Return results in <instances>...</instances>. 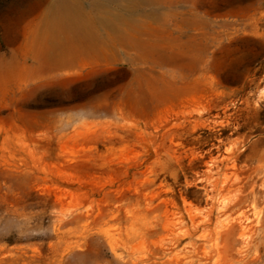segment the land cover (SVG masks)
Listing matches in <instances>:
<instances>
[{
  "label": "rangeland",
  "instance_id": "obj_1",
  "mask_svg": "<svg viewBox=\"0 0 264 264\" xmlns=\"http://www.w3.org/2000/svg\"><path fill=\"white\" fill-rule=\"evenodd\" d=\"M58 1L0 0V264H264V0Z\"/></svg>",
  "mask_w": 264,
  "mask_h": 264
},
{
  "label": "bare ground",
  "instance_id": "obj_2",
  "mask_svg": "<svg viewBox=\"0 0 264 264\" xmlns=\"http://www.w3.org/2000/svg\"><path fill=\"white\" fill-rule=\"evenodd\" d=\"M82 2H79V1H76L75 2V4H81ZM49 7H52V5L50 4V6ZM81 7V6H80ZM54 10L55 11H57V12H60V14L61 15H63L64 16V18L63 19H59L58 20V23H60V24H63V23H65V24H68L69 23V21H66V20H69V15H70V13L74 10L73 9V7H72V3L70 2V1H66V0H59L58 2H56V4L54 5ZM67 37V36H66ZM33 47V46H32ZM1 62H2V59L0 60ZM218 201V200H217ZM229 200L228 199H226V197L224 198H221V199H219V202L215 205V206H213V208H216V210H217V213H219L220 214V216H222L223 214H225L226 212V210H229V208L231 207H229V202H228ZM231 201V200H230ZM232 204V203H231ZM235 206V205H234ZM186 207V206H185ZM230 210H232V207H231V209ZM241 210V209H240ZM186 211H187V213H188V215L190 216L189 218H191L190 219V225H191V228H189V229H181V228H176V229H173L174 227V225L172 224V225H170L169 226V228H168V230L170 231V233L172 234V241L173 242H178V241H180V240H182L183 238H185V237H189V238H192V236H193V232L195 231V229L196 228H199V225L200 224H202V223H198V222H194V220H193V218L191 217V212L193 211V210H191V207L190 206H188V207H186ZM243 211V210H242ZM193 213V212H192ZM228 213V212H227ZM242 212H240L239 214H241ZM245 214V213H244ZM226 216H224L223 218H222V220H219V224L220 225H218V228H216L215 230H214V232L212 233V235L214 234L215 235V238H216V240H218V239H220L221 238V236H222V234H223V229H222V227H225L226 228V226H229L230 224V222H231V220H229L228 219V215L227 214H225ZM237 215V214H236ZM231 216V215H230ZM239 216V215H238ZM238 216H237V218H238ZM242 217V216H241ZM245 218V217H244ZM248 217H246V219H247ZM231 219V218H230ZM238 220V225H239V235L241 236V237H243L246 233H245V225H243L241 222H242V218H238L237 219ZM206 219H205V222H204V238L205 237H207L208 236V233H206L205 231L208 229V227H207V224L208 223H206ZM236 221V220H235ZM209 222V221H208ZM236 224V223H235ZM257 224V223H256ZM189 225V226H190ZM258 225V224H257ZM191 229V230H190ZM238 232V231H237ZM260 234V233H259ZM258 234V235H259ZM211 235V234H210ZM238 237V236H237ZM244 238H245V236H244ZM246 240V239H245ZM241 241V240H240ZM243 242V241H242ZM241 243V242H240ZM257 246H258V244H256L255 245V249L257 248ZM239 247V246H238ZM221 247H219L218 246V244L217 243H215V247L213 248L212 246H209V244H207V243H203V257H206V256H210L211 254H215V255H217V256H221V253H222V250L220 249ZM241 246H240V248H238V252H240L241 251ZM237 252V253H238ZM169 261H170V263L171 264H178V262H179V260H178V256L177 255H174L173 257H172V259L171 258H169L168 259Z\"/></svg>",
  "mask_w": 264,
  "mask_h": 264
}]
</instances>
